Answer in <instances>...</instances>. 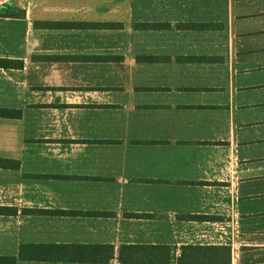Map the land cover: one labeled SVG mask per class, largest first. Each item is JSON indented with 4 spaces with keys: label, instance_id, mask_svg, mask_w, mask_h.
<instances>
[{
    "label": "crops",
    "instance_id": "crops-1",
    "mask_svg": "<svg viewBox=\"0 0 264 264\" xmlns=\"http://www.w3.org/2000/svg\"><path fill=\"white\" fill-rule=\"evenodd\" d=\"M2 7L0 256L264 264V0Z\"/></svg>",
    "mask_w": 264,
    "mask_h": 264
},
{
    "label": "rangeland",
    "instance_id": "rangeland-1",
    "mask_svg": "<svg viewBox=\"0 0 264 264\" xmlns=\"http://www.w3.org/2000/svg\"><path fill=\"white\" fill-rule=\"evenodd\" d=\"M261 23H263L262 20H260ZM256 40H258L256 38ZM263 40V37L259 38V41ZM259 63L263 66L261 70H253L252 73L250 74V81L251 83L258 84V82H262L264 84V52H261L259 54ZM254 94H260L261 96L264 97V91L263 92H258L254 91ZM255 186L257 187L258 193H260V196L258 199H256L257 203H259V210H260V225L264 224V179H259L256 183ZM263 213V214H262Z\"/></svg>",
    "mask_w": 264,
    "mask_h": 264
},
{
    "label": "trees",
    "instance_id": "trees-1",
    "mask_svg": "<svg viewBox=\"0 0 264 264\" xmlns=\"http://www.w3.org/2000/svg\"><path fill=\"white\" fill-rule=\"evenodd\" d=\"M3 7L0 8V12H2ZM22 63L18 62L16 60L6 59V58H0V67H19ZM21 116V110L19 109H11V108H5L0 107V117H10V118H18ZM18 165H15L14 167H17ZM0 167H8V163L6 159L0 158ZM15 257H8V256H0V264H13L15 263Z\"/></svg>",
    "mask_w": 264,
    "mask_h": 264
}]
</instances>
